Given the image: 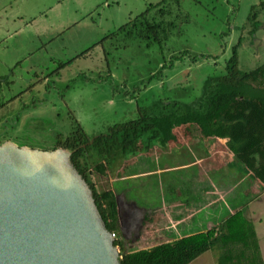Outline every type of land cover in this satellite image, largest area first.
Returning a JSON list of instances; mask_svg holds the SVG:
<instances>
[{
  "label": "rangeland",
  "instance_id": "obj_1",
  "mask_svg": "<svg viewBox=\"0 0 264 264\" xmlns=\"http://www.w3.org/2000/svg\"><path fill=\"white\" fill-rule=\"evenodd\" d=\"M161 1L0 0L4 17L0 23V69L1 74L16 80L9 95L4 93L7 98L22 93L18 101L1 111L0 131L5 121L15 120L16 125L7 131L9 140L18 146L45 150L53 146L59 135L66 136L74 130L72 116L88 135L95 136L134 118L135 96L141 104L156 108L162 101H194L202 95L210 78L225 73L226 62L238 43L243 71L264 64V0L171 1L168 6L177 15L179 27L164 48L158 43L148 46L145 40L125 34L98 44L104 33L116 31L149 4ZM74 23L92 25L99 36L95 43L98 45L81 41L74 46H53L61 42L60 37L75 35L79 24ZM62 27L66 29L59 32L61 35L52 32ZM29 31L33 42L27 45ZM38 33L41 37H36ZM102 47L109 52L108 60L102 56ZM86 51V59L59 69L61 63L76 60L77 54ZM182 52L186 53L183 57L174 58ZM30 56L49 77L46 93L43 87L24 93L30 84ZM193 56L198 60L194 61ZM12 64L18 65L15 71ZM150 181L154 177L147 182ZM256 226L262 233L257 221ZM213 252L220 250L204 253L190 264H214L210 256Z\"/></svg>",
  "mask_w": 264,
  "mask_h": 264
},
{
  "label": "trees",
  "instance_id": "obj_2",
  "mask_svg": "<svg viewBox=\"0 0 264 264\" xmlns=\"http://www.w3.org/2000/svg\"><path fill=\"white\" fill-rule=\"evenodd\" d=\"M171 1L178 2L162 0L157 4H149L145 11L131 16L127 24L107 34L98 44L125 34L129 38L145 40L148 46L158 43L164 48L173 31L179 27L177 15L168 6ZM261 7L264 8V2ZM239 47L240 43L234 47L233 55L226 62L225 73L210 78L202 95L194 101L187 104L162 101L156 108L141 104L135 96L137 115L95 136L88 135L78 119L72 116L74 130L66 136L59 135L53 146L45 149L65 148L74 151L72 162L89 183L98 209L111 232L118 235L119 203L112 191H100L94 178L97 174L106 173L105 161L108 158L150 135L159 134L161 143L167 145L175 138L176 128L197 125L205 137L226 140L228 149L236 159L264 185V64L243 71L239 66ZM88 51L80 56L86 55ZM185 54L182 52L174 58H181ZM198 58L193 56L192 59L197 61ZM72 61L61 63L59 69ZM2 79L0 113L22 96L19 93L7 98L4 87L6 90L13 81L8 76ZM32 88L29 86L24 93ZM15 125V120L5 121L2 125L4 129L0 131V145L9 140L8 128ZM115 245L120 247L121 264H190L214 249L220 250L217 264H264L254 224L242 212L232 215L219 230L211 229L149 249L127 251L119 238Z\"/></svg>",
  "mask_w": 264,
  "mask_h": 264
},
{
  "label": "crops",
  "instance_id": "obj_3",
  "mask_svg": "<svg viewBox=\"0 0 264 264\" xmlns=\"http://www.w3.org/2000/svg\"><path fill=\"white\" fill-rule=\"evenodd\" d=\"M3 19L0 13V23ZM65 29L54 28L52 32L61 35L59 32L63 33ZM94 30L92 25L79 24L75 35L60 37L61 42H55L53 46H74L81 41L95 45L99 36ZM38 34L36 37H41V33ZM106 35L104 33L103 38ZM30 36L29 31L27 45L33 42ZM102 50V56L108 60L109 52L103 47ZM75 57L77 59L70 65L87 58L80 53ZM30 60L27 88L33 87L31 93L35 88L43 87L46 93L49 77L33 56ZM10 67L15 71L18 65ZM3 77L0 69V78ZM82 80L88 82V79ZM12 86H16V80L5 92H11ZM174 134L175 138L167 145L161 143L159 134L128 145L105 161L104 175L97 174L94 178L100 191L110 190L118 200L117 233L125 250L149 249L211 229L219 230L232 215L242 212L254 224L264 261V185L236 159L226 140L205 137L199 127L192 124L176 128ZM151 177L154 181L147 182ZM256 221L263 229L262 233L257 229ZM219 255L216 252L210 255L214 264L218 263Z\"/></svg>",
  "mask_w": 264,
  "mask_h": 264
},
{
  "label": "water",
  "instance_id": "obj_4",
  "mask_svg": "<svg viewBox=\"0 0 264 264\" xmlns=\"http://www.w3.org/2000/svg\"><path fill=\"white\" fill-rule=\"evenodd\" d=\"M73 153L0 145V264H121Z\"/></svg>",
  "mask_w": 264,
  "mask_h": 264
},
{
  "label": "built area",
  "instance_id": "obj_5",
  "mask_svg": "<svg viewBox=\"0 0 264 264\" xmlns=\"http://www.w3.org/2000/svg\"><path fill=\"white\" fill-rule=\"evenodd\" d=\"M113 233V237L117 240L119 237L116 233L112 232Z\"/></svg>",
  "mask_w": 264,
  "mask_h": 264
}]
</instances>
